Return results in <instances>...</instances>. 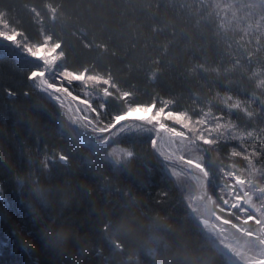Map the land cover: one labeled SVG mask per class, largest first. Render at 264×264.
Masks as SVG:
<instances>
[{
    "label": "trees",
    "instance_id": "trees-1",
    "mask_svg": "<svg viewBox=\"0 0 264 264\" xmlns=\"http://www.w3.org/2000/svg\"><path fill=\"white\" fill-rule=\"evenodd\" d=\"M211 3L0 0V12L22 45H59L63 71L110 86L105 122L136 107L221 122L254 146L261 184L264 40L224 25ZM30 63L0 40V264H226L150 154L114 168L72 138ZM236 147L208 151L210 166Z\"/></svg>",
    "mask_w": 264,
    "mask_h": 264
},
{
    "label": "rangeland",
    "instance_id": "rangeland-1",
    "mask_svg": "<svg viewBox=\"0 0 264 264\" xmlns=\"http://www.w3.org/2000/svg\"><path fill=\"white\" fill-rule=\"evenodd\" d=\"M211 5L227 27L235 22L234 28L245 37L260 35L264 40V0H212ZM30 62L31 71L46 67L31 58ZM60 64L57 52L54 70L49 69L47 77L59 86L56 90L32 83L40 97L54 106L72 138L103 151L114 168L136 159L142 148L153 160L147 158V164L154 162L172 180L227 264H264V182L259 184L261 170L252 161L256 153L248 137L221 122L154 107L130 108L122 117L105 122L101 104L110 86L84 74L73 76ZM229 141L237 147L228 151L223 164L210 166L208 151Z\"/></svg>",
    "mask_w": 264,
    "mask_h": 264
},
{
    "label": "snow or ice",
    "instance_id": "snow-or-ice-1",
    "mask_svg": "<svg viewBox=\"0 0 264 264\" xmlns=\"http://www.w3.org/2000/svg\"><path fill=\"white\" fill-rule=\"evenodd\" d=\"M5 15L6 13L0 12V22L4 23V30H0V40L7 42L9 45L19 50L20 56L31 58L32 60L39 62L42 66H46L42 68H34L30 71L27 77L29 81H32L34 84L39 82L41 89L56 90L59 86L50 83L47 77L48 70H54V65L57 59L56 50L59 45L50 46L47 42L43 45L38 44L35 47L22 45L20 41L21 32L17 31L15 28H9L7 22L3 19ZM61 158L64 159V157ZM157 202L159 203L160 201Z\"/></svg>",
    "mask_w": 264,
    "mask_h": 264
},
{
    "label": "clouds",
    "instance_id": "clouds-1",
    "mask_svg": "<svg viewBox=\"0 0 264 264\" xmlns=\"http://www.w3.org/2000/svg\"><path fill=\"white\" fill-rule=\"evenodd\" d=\"M63 238H64L63 236H58V239H61L62 240Z\"/></svg>",
    "mask_w": 264,
    "mask_h": 264
}]
</instances>
